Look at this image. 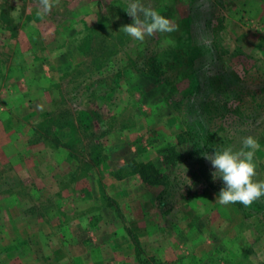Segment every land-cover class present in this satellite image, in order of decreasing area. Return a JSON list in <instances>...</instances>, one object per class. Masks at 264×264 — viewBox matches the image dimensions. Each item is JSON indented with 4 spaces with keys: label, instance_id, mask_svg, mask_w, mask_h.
<instances>
[{
    "label": "rangeland",
    "instance_id": "374dc122",
    "mask_svg": "<svg viewBox=\"0 0 264 264\" xmlns=\"http://www.w3.org/2000/svg\"><path fill=\"white\" fill-rule=\"evenodd\" d=\"M150 3L138 41L127 0H0V264H264L203 155L254 135L264 180V0Z\"/></svg>",
    "mask_w": 264,
    "mask_h": 264
},
{
    "label": "clouds",
    "instance_id": "9594fccd",
    "mask_svg": "<svg viewBox=\"0 0 264 264\" xmlns=\"http://www.w3.org/2000/svg\"><path fill=\"white\" fill-rule=\"evenodd\" d=\"M54 0H41V12L47 14L53 7ZM126 11L133 18L131 23L125 24L121 30L138 41L154 33H171L176 31L177 25L172 18L162 14L152 7L150 0H127ZM168 41H165L167 44ZM258 140L254 135L241 138L239 147L228 145L203 155L212 165V179H220L222 187L216 199L220 204L239 201L244 205L264 196V180L256 179L257 162L255 150Z\"/></svg>",
    "mask_w": 264,
    "mask_h": 264
},
{
    "label": "trees",
    "instance_id": "16d2710c",
    "mask_svg": "<svg viewBox=\"0 0 264 264\" xmlns=\"http://www.w3.org/2000/svg\"><path fill=\"white\" fill-rule=\"evenodd\" d=\"M213 132L211 131V130H207V133H206V135H205V137L203 138V143H204V147L207 149V150H209V151H214V149H219V141H218V145H217V141L216 142H213V141H211V139H210V136L212 135L213 136ZM185 133L184 134H182L181 135V137L179 138L180 139V141L182 142V141H186V140H184L185 139ZM170 151H171V153H173V154H176L177 153V151H176V149H175V147L173 148V147H171L170 148ZM170 151L169 152H167V154H166V156H165V158L168 160H170V158H169V154H170ZM149 166H151V165H149ZM157 170H155V172H156Z\"/></svg>",
    "mask_w": 264,
    "mask_h": 264
}]
</instances>
